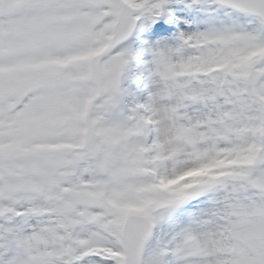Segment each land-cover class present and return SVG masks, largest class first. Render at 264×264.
<instances>
[{
  "label": "snow or ice",
  "instance_id": "1",
  "mask_svg": "<svg viewBox=\"0 0 264 264\" xmlns=\"http://www.w3.org/2000/svg\"><path fill=\"white\" fill-rule=\"evenodd\" d=\"M0 264H264V0H0Z\"/></svg>",
  "mask_w": 264,
  "mask_h": 264
}]
</instances>
